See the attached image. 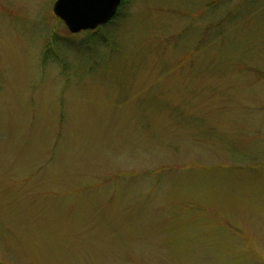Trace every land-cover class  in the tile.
<instances>
[{
	"label": "rangeland",
	"instance_id": "obj_1",
	"mask_svg": "<svg viewBox=\"0 0 264 264\" xmlns=\"http://www.w3.org/2000/svg\"><path fill=\"white\" fill-rule=\"evenodd\" d=\"M54 1L0 0V264H264V0Z\"/></svg>",
	"mask_w": 264,
	"mask_h": 264
},
{
	"label": "water",
	"instance_id": "obj_2",
	"mask_svg": "<svg viewBox=\"0 0 264 264\" xmlns=\"http://www.w3.org/2000/svg\"><path fill=\"white\" fill-rule=\"evenodd\" d=\"M121 0H55L53 13L71 33L94 29L107 22L116 12Z\"/></svg>",
	"mask_w": 264,
	"mask_h": 264
}]
</instances>
